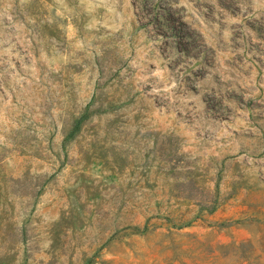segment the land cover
Here are the masks:
<instances>
[{
  "label": "rangeland",
  "instance_id": "rangeland-1",
  "mask_svg": "<svg viewBox=\"0 0 264 264\" xmlns=\"http://www.w3.org/2000/svg\"><path fill=\"white\" fill-rule=\"evenodd\" d=\"M0 264H264V0H0Z\"/></svg>",
  "mask_w": 264,
  "mask_h": 264
},
{
  "label": "trees",
  "instance_id": "trees-1",
  "mask_svg": "<svg viewBox=\"0 0 264 264\" xmlns=\"http://www.w3.org/2000/svg\"><path fill=\"white\" fill-rule=\"evenodd\" d=\"M84 117H82L80 120H82ZM80 120H79V122H80ZM78 126V124L76 125V127Z\"/></svg>",
  "mask_w": 264,
  "mask_h": 264
}]
</instances>
